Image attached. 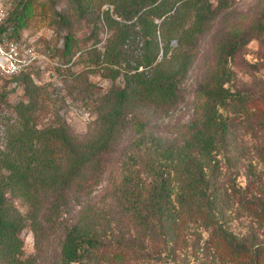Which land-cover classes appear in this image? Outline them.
Segmentation results:
<instances>
[{"label":"trees","instance_id":"obj_1","mask_svg":"<svg viewBox=\"0 0 264 264\" xmlns=\"http://www.w3.org/2000/svg\"><path fill=\"white\" fill-rule=\"evenodd\" d=\"M64 1L70 16L96 15L105 31L102 47L92 45L80 53L84 68L100 67L103 78L118 84L99 98L93 133L80 140L57 114L39 123L48 110L47 93L27 71L6 78L21 81L25 101L8 104L1 97L0 264H35V257L22 258L24 228L31 231L39 251L50 233H60L58 260L49 264H85L95 258L102 241L91 199L103 182L110 203L149 232L155 246L166 247L171 258L200 244L199 234L188 230V225H197L209 230L200 244L204 258L199 264L263 259L260 247L252 256L229 241L216 211L233 197L231 185L225 187L217 179L218 156L227 162L234 158L228 148L235 126L224 114L229 111L239 120L257 105L231 90L228 52L241 48L242 40L264 37V0L254 19L238 13L236 23L222 24L223 43L215 46L214 70L193 92L191 119L175 127L180 145L164 157L157 154L154 141L144 142L149 116L177 107L200 39L220 15L232 10L234 0H216L214 5L211 0ZM7 29L9 37L15 35L12 27L1 28L0 34ZM17 37L11 39L22 44ZM64 48L71 56L77 52L69 36ZM125 135L134 140L132 149L120 153L108 171V159ZM246 177L247 190H256L251 165ZM176 183L180 188L174 197Z\"/></svg>","mask_w":264,"mask_h":264},{"label":"rangeland","instance_id":"obj_2","mask_svg":"<svg viewBox=\"0 0 264 264\" xmlns=\"http://www.w3.org/2000/svg\"><path fill=\"white\" fill-rule=\"evenodd\" d=\"M215 1L211 0V3L214 5ZM261 1L234 0L232 10L220 15L213 28L202 36L199 53L184 80L182 97L177 107L167 113H152L149 116L150 124L144 142L154 141L157 154L163 155L162 157L171 156L172 150L175 151L180 145L174 133L175 127L191 119L193 92L207 82L208 75L214 70L215 46L223 43L222 24L236 23L238 13L248 14L250 19H254L261 11ZM67 9L68 5L64 0H0V11L4 15L0 29L12 27L22 42V50L32 52L37 57L26 73L47 93L44 103L48 105V110L41 114L39 123L45 124L53 114H57L65 120L74 137L84 140L93 133L99 98L118 82L112 83L103 78L100 67L87 71L84 68L85 58H78L88 47L93 45L100 48L103 45L105 31L96 15L78 19L70 16ZM15 35L12 34L10 38H15ZM66 36L72 38L77 49L73 56L65 52ZM244 41H241V48L228 52L227 66L232 72L229 85L239 97L246 101L256 100L257 105L250 107L248 117L242 116L239 120L229 111L223 113L233 119L235 126L231 136L232 146L228 148L229 155L234 158L227 162L218 156L217 166L221 171L217 173V179L225 187L226 184L231 185L233 197L223 209L216 211V216L229 241L255 256V249L258 247L260 253L264 254V37L253 36L251 40ZM2 96L8 104L25 101L21 81L0 80V111L3 110ZM235 109L236 107L233 110ZM132 141L134 140L127 135L122 138L111 159H108V171L114 166L120 153L132 149ZM248 165H251L256 174V190H247L246 187ZM175 176L179 178L178 173ZM104 177L105 180L106 176ZM105 186L103 182L91 199L96 212L95 229L102 242L97 256L85 264H199L203 260L200 244L209 237V230L188 225L190 233L199 234L200 244L189 245L183 254L177 253V256L171 258L166 254V247L155 246L149 232L110 203ZM178 188V183L173 185L174 197L179 195ZM59 234L50 233L39 251L34 246L31 231L24 228L20 233L23 240L22 258L35 257V264L57 261ZM244 264H264V258L246 261Z\"/></svg>","mask_w":264,"mask_h":264},{"label":"built area","instance_id":"obj_3","mask_svg":"<svg viewBox=\"0 0 264 264\" xmlns=\"http://www.w3.org/2000/svg\"><path fill=\"white\" fill-rule=\"evenodd\" d=\"M4 15L0 11V24ZM10 30L0 34V80L26 72L37 57L32 52H24L21 44L9 37Z\"/></svg>","mask_w":264,"mask_h":264}]
</instances>
